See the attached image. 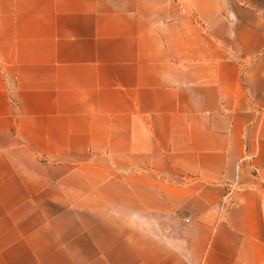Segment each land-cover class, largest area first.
Here are the masks:
<instances>
[{"label": "crops", "instance_id": "0c3cea01", "mask_svg": "<svg viewBox=\"0 0 264 264\" xmlns=\"http://www.w3.org/2000/svg\"><path fill=\"white\" fill-rule=\"evenodd\" d=\"M0 264H264V0H0Z\"/></svg>", "mask_w": 264, "mask_h": 264}]
</instances>
